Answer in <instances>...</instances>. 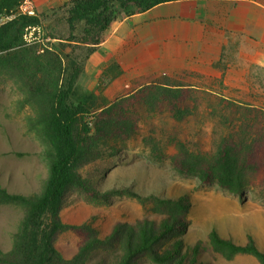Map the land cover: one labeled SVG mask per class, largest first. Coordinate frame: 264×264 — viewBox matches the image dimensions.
<instances>
[{"label":"trees","instance_id":"obj_1","mask_svg":"<svg viewBox=\"0 0 264 264\" xmlns=\"http://www.w3.org/2000/svg\"><path fill=\"white\" fill-rule=\"evenodd\" d=\"M171 1L178 0H69L56 18L59 31L50 36L58 44L42 51L24 44L27 30L41 25L40 17L18 14L0 24V65L19 72L23 103L35 113L29 122L46 144L48 159V174L39 193H12L0 181V205L24 210L11 249L0 248V264H91L92 253L110 240L99 237L91 224L64 220L66 195L76 189L93 198L105 196L98 190V176L84 175L82 168L94 161L99 146L116 131L138 128L143 109L152 113L165 108L177 122L210 120L215 125L218 137L210 149L192 148L179 141L182 169L198 172L203 182L216 181L238 194L246 190L249 177H255L264 188L263 107L182 85L167 76L140 84L94 109L90 106L95 105L94 100L89 105L86 100L73 99L87 60L112 24ZM24 2L0 0V20L15 14ZM122 74L119 63L113 62L101 79L112 83ZM128 111L136 116H128ZM179 201L183 209L189 207L184 197ZM186 226V220L174 213L159 222L145 218L126 225L121 253L111 264H135L141 256H149L156 264H207L200 256L209 247L227 259L252 255L264 264V250L251 234L245 243H238L212 229L209 247L204 243L186 246L181 238ZM68 232L86 233L71 257L57 244Z\"/></svg>","mask_w":264,"mask_h":264},{"label":"rangeland","instance_id":"obj_2","mask_svg":"<svg viewBox=\"0 0 264 264\" xmlns=\"http://www.w3.org/2000/svg\"><path fill=\"white\" fill-rule=\"evenodd\" d=\"M67 1L31 0L29 15L40 17L42 23L27 30L23 43L32 44L39 51L58 44L50 36L59 31L56 18L61 16ZM96 69L95 75L92 74L93 62L88 59L73 98L86 100L89 105L94 100L91 109L147 81L124 75L106 84V80L97 76ZM18 75L14 67L0 65V181L12 193L30 195L41 191L48 174V159L46 144L29 122L35 113L32 106L23 103ZM262 84L261 88H255L259 97L253 104L264 108V79ZM142 112L143 122L138 128L116 131V135L99 146L94 161L82 168L84 175L98 176V190L105 196L93 198L76 189H70L66 195L64 220L91 224L99 237L110 240L92 253L89 263L116 261L126 237V225L145 218L159 222L171 213L180 214L187 222L181 235L186 246L204 243L209 247V233L216 229L238 243H245L251 234L264 250V188L256 178L249 177L246 190L238 194L216 181L203 182L198 172L184 170L178 164L179 141L192 148L214 146L218 136L213 122H177L165 108ZM127 113L136 116L132 111ZM182 197L188 208L181 207ZM23 214L20 206L0 205L1 249H11ZM85 237L86 233L68 232L60 236L57 244L71 257ZM200 257L207 264H259L252 255L227 259L210 247ZM135 264L156 263L149 256H141Z\"/></svg>","mask_w":264,"mask_h":264},{"label":"crops","instance_id":"obj_3","mask_svg":"<svg viewBox=\"0 0 264 264\" xmlns=\"http://www.w3.org/2000/svg\"><path fill=\"white\" fill-rule=\"evenodd\" d=\"M89 60L100 78L117 62L131 79L167 76L256 103L264 79V0H178L121 17Z\"/></svg>","mask_w":264,"mask_h":264},{"label":"built area","instance_id":"obj_4","mask_svg":"<svg viewBox=\"0 0 264 264\" xmlns=\"http://www.w3.org/2000/svg\"><path fill=\"white\" fill-rule=\"evenodd\" d=\"M32 13V5H31V0H25V2L17 9L15 14H11L8 16L3 17L0 20V24L4 22L6 19H11L15 17L18 14H31Z\"/></svg>","mask_w":264,"mask_h":264}]
</instances>
